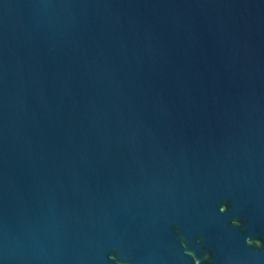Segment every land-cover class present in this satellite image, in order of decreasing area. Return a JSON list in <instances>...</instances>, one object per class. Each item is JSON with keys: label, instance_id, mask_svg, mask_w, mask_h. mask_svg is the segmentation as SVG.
I'll use <instances>...</instances> for the list:
<instances>
[{"label": "water", "instance_id": "95a60500", "mask_svg": "<svg viewBox=\"0 0 264 264\" xmlns=\"http://www.w3.org/2000/svg\"><path fill=\"white\" fill-rule=\"evenodd\" d=\"M0 264H264V0H0Z\"/></svg>", "mask_w": 264, "mask_h": 264}]
</instances>
